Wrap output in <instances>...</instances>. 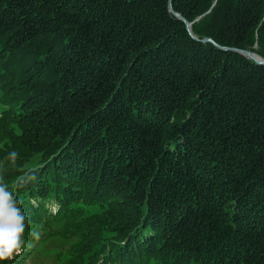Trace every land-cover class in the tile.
Listing matches in <instances>:
<instances>
[{
	"label": "trees",
	"instance_id": "16d2710c",
	"mask_svg": "<svg viewBox=\"0 0 264 264\" xmlns=\"http://www.w3.org/2000/svg\"><path fill=\"white\" fill-rule=\"evenodd\" d=\"M172 2L0 0L30 264H264V0Z\"/></svg>",
	"mask_w": 264,
	"mask_h": 264
},
{
	"label": "clouds",
	"instance_id": "9594fccd",
	"mask_svg": "<svg viewBox=\"0 0 264 264\" xmlns=\"http://www.w3.org/2000/svg\"><path fill=\"white\" fill-rule=\"evenodd\" d=\"M17 153H10L15 160ZM32 179H35L33 176ZM22 202L0 183V264H11L17 257L23 255L26 236L35 240L40 239L41 232L37 228L28 230L31 223L29 215L21 206ZM29 248L32 244L29 242Z\"/></svg>",
	"mask_w": 264,
	"mask_h": 264
},
{
	"label": "water",
	"instance_id": "95a60500",
	"mask_svg": "<svg viewBox=\"0 0 264 264\" xmlns=\"http://www.w3.org/2000/svg\"><path fill=\"white\" fill-rule=\"evenodd\" d=\"M173 2H172V0H170V3H169V7H170V11L179 19V20H181V21H183L185 24H186V26H187V29H188V31L190 32V33H192V24L191 23H189L186 19H184L183 17H182V15L181 14H178V13H176V12H174L173 11ZM204 42H213L211 39H206V40H204ZM216 45V44H215ZM216 46H218V45H216ZM219 48H221V49H224V50H228V48H222V47H220V46H218ZM230 50H232V51H235V52H238V53H241V54H243V55H245L246 57H249L250 59H252V60H254L257 64H259V65H263L264 66V59L261 57V56H259V55H257L256 54V56L257 57H255L254 55V53H252V52H250V51H246V50H237V49H230Z\"/></svg>",
	"mask_w": 264,
	"mask_h": 264
},
{
	"label": "rangeland",
	"instance_id": "374dc122",
	"mask_svg": "<svg viewBox=\"0 0 264 264\" xmlns=\"http://www.w3.org/2000/svg\"><path fill=\"white\" fill-rule=\"evenodd\" d=\"M54 209V211H57L58 210V208L56 207V208H53ZM48 264H56V259H55V257L53 256V254L52 253H50L49 252V254H48ZM19 259V263H25V264H30L29 263V260L31 259V256H26V255H24L23 257H20V258H18Z\"/></svg>",
	"mask_w": 264,
	"mask_h": 264
},
{
	"label": "bare ground",
	"instance_id": "6f19581e",
	"mask_svg": "<svg viewBox=\"0 0 264 264\" xmlns=\"http://www.w3.org/2000/svg\"><path fill=\"white\" fill-rule=\"evenodd\" d=\"M254 56L257 57L256 54Z\"/></svg>",
	"mask_w": 264,
	"mask_h": 264
}]
</instances>
